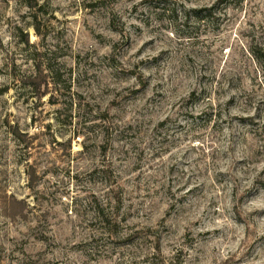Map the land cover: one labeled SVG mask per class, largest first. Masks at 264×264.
I'll return each mask as SVG.
<instances>
[{"label":"rangeland","instance_id":"rangeland-1","mask_svg":"<svg viewBox=\"0 0 264 264\" xmlns=\"http://www.w3.org/2000/svg\"><path fill=\"white\" fill-rule=\"evenodd\" d=\"M0 264H264V0H0Z\"/></svg>","mask_w":264,"mask_h":264},{"label":"trees","instance_id":"trees-1","mask_svg":"<svg viewBox=\"0 0 264 264\" xmlns=\"http://www.w3.org/2000/svg\"><path fill=\"white\" fill-rule=\"evenodd\" d=\"M29 7H33L32 5ZM194 95H196L194 92L191 94V97H194ZM111 235V234H110Z\"/></svg>","mask_w":264,"mask_h":264}]
</instances>
